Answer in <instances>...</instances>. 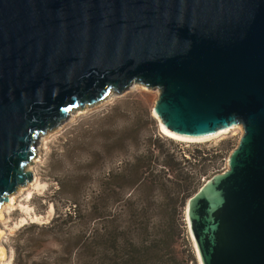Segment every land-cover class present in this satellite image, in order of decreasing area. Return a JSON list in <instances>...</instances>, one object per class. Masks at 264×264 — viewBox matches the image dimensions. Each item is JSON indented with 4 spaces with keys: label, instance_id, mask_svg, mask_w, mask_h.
<instances>
[{
    "label": "water",
    "instance_id": "1",
    "mask_svg": "<svg viewBox=\"0 0 264 264\" xmlns=\"http://www.w3.org/2000/svg\"><path fill=\"white\" fill-rule=\"evenodd\" d=\"M132 84L168 135L242 127L185 230L196 264H264V0H0V207L39 134Z\"/></svg>",
    "mask_w": 264,
    "mask_h": 264
},
{
    "label": "rangeland",
    "instance_id": "2",
    "mask_svg": "<svg viewBox=\"0 0 264 264\" xmlns=\"http://www.w3.org/2000/svg\"><path fill=\"white\" fill-rule=\"evenodd\" d=\"M158 95L157 89L132 84L121 95L110 94L92 106L71 111L57 128L39 134L34 158L27 165L32 181L19 187L10 195L11 201L2 205L0 245L5 249V264L87 263L91 251L86 232L98 223L89 213L90 197L112 188L105 186V176L119 170L157 138L189 151L195 146L203 150V160L191 169L198 189L227 169L228 155L237 146L242 127L233 126L198 142L170 138L152 112ZM128 190L125 186L122 192ZM99 203L102 206L101 199ZM54 205L59 211L73 205L76 211L68 224L51 234L39 227L54 217ZM185 210L186 205L175 217L176 250L180 257L196 263L185 230ZM160 217L156 216L158 220Z\"/></svg>",
    "mask_w": 264,
    "mask_h": 264
},
{
    "label": "trees",
    "instance_id": "3",
    "mask_svg": "<svg viewBox=\"0 0 264 264\" xmlns=\"http://www.w3.org/2000/svg\"><path fill=\"white\" fill-rule=\"evenodd\" d=\"M180 146L157 138L105 176V186L113 187L90 197L89 213L98 223L86 232L91 254L85 264H196L176 250L175 217L198 190L191 169L204 152ZM125 186L129 190L123 193ZM111 195L115 198L109 199ZM54 210L51 221L39 227L51 234L68 224L76 211L73 205L65 211L54 205Z\"/></svg>",
    "mask_w": 264,
    "mask_h": 264
},
{
    "label": "bare ground",
    "instance_id": "4",
    "mask_svg": "<svg viewBox=\"0 0 264 264\" xmlns=\"http://www.w3.org/2000/svg\"><path fill=\"white\" fill-rule=\"evenodd\" d=\"M231 129V128H230ZM227 130H229V129H227ZM225 132V131H224ZM165 135H167L168 137H170V138H173V139H178V140H181V141H190V142H198V141H203V140H207V139H209V138H211V137H213V136H211V137H208V138H204V139H197V140H188V139H182V138H177V137H174V136H171V135H168L167 133H165V132H163ZM221 133H223V132H221ZM221 133H219V134H221ZM219 134H217V135H219ZM217 135H214V136H217ZM35 177V176H34ZM35 178H34V181L33 182H35ZM11 201V199H10V197H9V201L7 202V203H9ZM2 206L0 207V220L3 218L2 216H1V210H2ZM2 217V218H1ZM1 237H2V231L0 230V240H1ZM0 264H5V249L3 248V246H1L0 245Z\"/></svg>",
    "mask_w": 264,
    "mask_h": 264
}]
</instances>
